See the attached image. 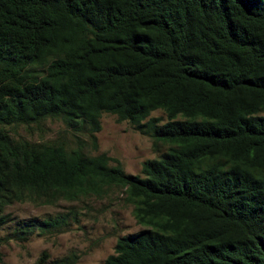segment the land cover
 I'll return each instance as SVG.
<instances>
[{
	"label": "trees",
	"instance_id": "16d2710c",
	"mask_svg": "<svg viewBox=\"0 0 264 264\" xmlns=\"http://www.w3.org/2000/svg\"><path fill=\"white\" fill-rule=\"evenodd\" d=\"M103 113L150 139L139 173L8 129L60 120L96 148ZM114 191L142 228L102 264H264V0H0V227L13 203ZM73 215L17 221L0 245Z\"/></svg>",
	"mask_w": 264,
	"mask_h": 264
},
{
	"label": "rangeland",
	"instance_id": "374dc122",
	"mask_svg": "<svg viewBox=\"0 0 264 264\" xmlns=\"http://www.w3.org/2000/svg\"><path fill=\"white\" fill-rule=\"evenodd\" d=\"M150 116L164 115L154 110ZM11 134L31 141H61L67 146L81 143L88 154L105 153L111 157L110 164L118 162L127 173H139L141 162L152 158L150 139L138 133L126 122H116L111 114L100 116V128L91 138L84 131H73L60 120H45L39 125L8 127ZM73 210L69 230L58 234L35 232L26 240L9 238L0 245V264H51L62 257L74 256L72 264H102L112 253L118 236L133 233L142 228L136 224L131 205L125 203L121 194L114 191L102 199H85L78 202L59 201L55 205L13 203L6 207L8 221L0 227V236L12 231L17 221L42 219L59 212Z\"/></svg>",
	"mask_w": 264,
	"mask_h": 264
}]
</instances>
